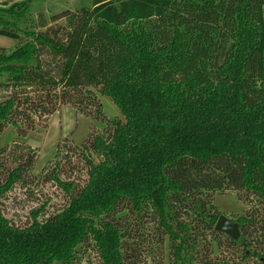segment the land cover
<instances>
[{
    "label": "trees",
    "instance_id": "1",
    "mask_svg": "<svg viewBox=\"0 0 264 264\" xmlns=\"http://www.w3.org/2000/svg\"><path fill=\"white\" fill-rule=\"evenodd\" d=\"M31 4L0 3L16 44L0 48V135L20 140L0 149V264H264V0H93L37 22ZM62 106L100 129L34 176L25 141ZM34 184L61 204L16 224L6 201ZM232 193L239 240L215 229Z\"/></svg>",
    "mask_w": 264,
    "mask_h": 264
},
{
    "label": "rangeland",
    "instance_id": "2",
    "mask_svg": "<svg viewBox=\"0 0 264 264\" xmlns=\"http://www.w3.org/2000/svg\"><path fill=\"white\" fill-rule=\"evenodd\" d=\"M6 0H0V3ZM32 10L30 18L35 22L40 18L50 20L51 17L57 14H62L64 11L74 12L82 6H91L93 0H67L49 2L46 0H31ZM16 44L8 39L0 38V48L5 47L9 50L14 49ZM103 109L111 118H122L120 110L110 101L104 99ZM48 128L34 132L25 141L28 146L39 150V159L35 165L34 176L40 177L45 171V166L53 160L56 153V145L63 139L69 138L76 145L83 144L89 134L100 127L99 122H94L92 119L78 116L70 107L62 106L57 114L51 116L48 122ZM100 129V128H99ZM18 132L14 126H9L4 133L0 135V149L11 146L19 142ZM78 176V175H77ZM76 178V177H75ZM32 189L24 188L13 192L9 200L5 204V213L9 219H12L16 224L24 226L31 219V212L37 206H42L45 200H50L52 204L59 205L61 200L57 198L52 186L42 184L30 185ZM216 205L223 216L227 218L231 214H241L247 211L248 206L238 200L237 194L215 196Z\"/></svg>",
    "mask_w": 264,
    "mask_h": 264
},
{
    "label": "water",
    "instance_id": "3",
    "mask_svg": "<svg viewBox=\"0 0 264 264\" xmlns=\"http://www.w3.org/2000/svg\"><path fill=\"white\" fill-rule=\"evenodd\" d=\"M218 220L219 221L217 222L215 227L218 232L230 236L236 240L240 239L241 232L238 223L223 215Z\"/></svg>",
    "mask_w": 264,
    "mask_h": 264
}]
</instances>
